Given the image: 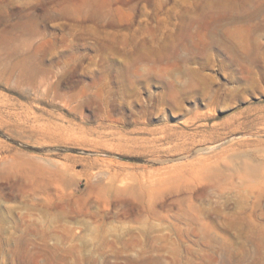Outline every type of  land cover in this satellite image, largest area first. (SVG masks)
Instances as JSON below:
<instances>
[{
    "label": "rangeland",
    "instance_id": "1",
    "mask_svg": "<svg viewBox=\"0 0 264 264\" xmlns=\"http://www.w3.org/2000/svg\"><path fill=\"white\" fill-rule=\"evenodd\" d=\"M0 264H264V0H0Z\"/></svg>",
    "mask_w": 264,
    "mask_h": 264
}]
</instances>
